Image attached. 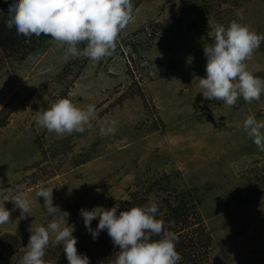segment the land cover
I'll list each match as a JSON object with an SVG mask.
<instances>
[{
	"label": "rangeland",
	"instance_id": "1",
	"mask_svg": "<svg viewBox=\"0 0 264 264\" xmlns=\"http://www.w3.org/2000/svg\"><path fill=\"white\" fill-rule=\"evenodd\" d=\"M132 2L135 19L99 63L65 59L51 37L23 60L0 53V204L12 210L0 238L17 241L16 254L0 264H20L29 227L50 222L44 198L35 196L39 187L54 188L53 204L70 213L78 251L90 264H112L106 259L117 253L114 244L107 251L99 245L107 230L93 239L81 209L158 203L184 191L192 192L190 212L209 238L201 264H264V151L243 130L248 115L264 119V94L228 107L199 88L214 27L236 20L264 33V0ZM10 3L0 0V14ZM248 63L264 79V41ZM69 93L77 106L95 105L91 129L60 136L37 126L35 118ZM111 120L116 133L102 135ZM8 188L28 192L26 219L6 201ZM45 259L68 264L54 237Z\"/></svg>",
	"mask_w": 264,
	"mask_h": 264
},
{
	"label": "clouds",
	"instance_id": "2",
	"mask_svg": "<svg viewBox=\"0 0 264 264\" xmlns=\"http://www.w3.org/2000/svg\"><path fill=\"white\" fill-rule=\"evenodd\" d=\"M136 11L132 0H12L5 25L10 30L15 27L16 34L26 38L50 36L64 48L65 59L83 55L90 62L99 63L115 52L120 34L135 19ZM210 35L214 42L204 47L207 75L199 78L203 97L222 101L228 107L236 105L240 98L248 104L259 101L264 94V79L254 74L248 62L264 41V33H257L250 24L233 20L227 27L217 24ZM81 44L85 45L83 49L79 48ZM94 119L95 105L77 106L69 93L39 114L35 122L62 136L91 129ZM117 127V121H105L100 132L114 135ZM243 130L264 151V119L248 115ZM53 189L39 187L35 192L38 199L44 198L43 207L51 220L47 226L29 227L31 235L20 264H51L45 256L53 237L56 244L63 246L68 264H90V258L78 251V238L68 223L70 213L53 204ZM6 191L11 193L6 201L20 210L18 219H26L33 203L28 192L22 188ZM158 213L156 203L123 211L117 205L110 209L80 210L93 239L107 230L113 244L119 246L112 264H178L183 259L176 247L179 237L169 230L171 222L166 227L164 220L157 218ZM11 214L5 203L0 204V225L8 223ZM97 217L99 223L93 229L91 224ZM154 236L159 239L153 240Z\"/></svg>",
	"mask_w": 264,
	"mask_h": 264
},
{
	"label": "trees",
	"instance_id": "3",
	"mask_svg": "<svg viewBox=\"0 0 264 264\" xmlns=\"http://www.w3.org/2000/svg\"><path fill=\"white\" fill-rule=\"evenodd\" d=\"M8 11L0 14V53L5 57L10 59L23 60L29 53L35 51H43L47 47L48 40L50 36H32L24 37L16 34L15 27L11 30L5 25L7 20ZM80 49H83L85 45H79ZM1 54V55H2ZM151 189V188H150ZM151 191V190H149ZM175 193L174 191H171ZM150 192H148L149 194ZM192 192L184 191L182 193H176L175 197L162 199V202H158L159 213L157 218L162 219L165 222L166 227L169 226L171 222V227L169 230L174 231L178 237L179 242L176 245L177 251L181 253L183 259L178 262V264H201L204 252L208 249L209 238L202 227L200 218L196 213L190 212L194 207ZM123 203L122 208L119 210H128L130 207L143 206V204ZM119 206V205H118ZM194 220V222H193ZM102 235V234H101ZM159 239V237H153V240ZM100 247L102 249H111L113 242L108 235L107 231L103 235V240H101ZM17 241L14 244L9 245V240L0 238V263L6 258H10L16 254ZM115 253L118 254L120 251L119 246H114ZM105 251L103 253H105ZM204 254V255H203ZM115 258V257H114ZM113 258L108 256L106 262L112 263Z\"/></svg>",
	"mask_w": 264,
	"mask_h": 264
}]
</instances>
